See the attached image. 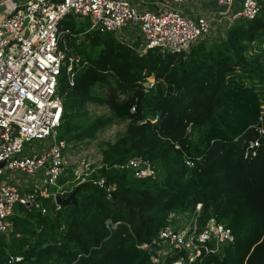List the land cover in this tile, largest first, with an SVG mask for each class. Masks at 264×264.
Masks as SVG:
<instances>
[{"label": "trees", "instance_id": "16d2710c", "mask_svg": "<svg viewBox=\"0 0 264 264\" xmlns=\"http://www.w3.org/2000/svg\"><path fill=\"white\" fill-rule=\"evenodd\" d=\"M86 22L72 13L59 22L69 30L66 57L74 62L72 82L64 69L59 77L57 137L93 139L114 117L126 120L125 128L103 146L101 165L85 181L75 184L72 166H64L58 184L66 195L80 185L75 204L55 209V185L33 189L42 191L45 213L15 203L0 264H156L140 244L156 239L172 211L192 212L197 203L199 221L213 217L234 240L191 264H264V1L220 41L200 40L181 52H139ZM148 76L154 83L146 91ZM96 84L108 94L95 93ZM168 84L173 91L165 93ZM92 102L113 114L93 115ZM249 139L258 141L256 153L244 157ZM133 155L154 165V179L112 166ZM99 179L102 186L93 182ZM7 254L21 259L8 263Z\"/></svg>", "mask_w": 264, "mask_h": 264}, {"label": "built area", "instance_id": "2783aa9c", "mask_svg": "<svg viewBox=\"0 0 264 264\" xmlns=\"http://www.w3.org/2000/svg\"><path fill=\"white\" fill-rule=\"evenodd\" d=\"M190 1L157 0V8L150 9L129 0H0V239L7 240L13 228L9 215L15 203L47 211L40 199L42 191L24 185L15 173L33 176L40 181L38 188L55 185V209L60 207L55 196H66L58 184L67 146L57 137L63 115L58 83L63 69L72 82L74 57H66L64 34L69 30L59 28L61 19L69 13L86 16L88 29L107 32L139 52L152 47L181 52L200 40L220 41L237 19L255 17L264 0H195L188 11L180 6ZM130 22L129 27L140 30L138 43L132 40L131 28L124 29ZM153 83L154 78L147 77L143 89L147 91ZM261 107L264 112V104ZM156 119L157 115L152 121ZM31 139H44L47 144L26 151L25 143ZM256 145V139H249L243 156L255 155ZM185 161L194 165L189 156ZM112 166L129 171L134 178L154 179L157 175L154 165L142 155ZM103 181L93 180L100 186ZM199 210L200 203L192 212L172 211L156 239L140 244L154 263L191 264L203 253L219 252L234 240L231 229L213 217L200 222ZM20 259L17 254L6 255L8 263Z\"/></svg>", "mask_w": 264, "mask_h": 264}, {"label": "rangeland", "instance_id": "374dc122", "mask_svg": "<svg viewBox=\"0 0 264 264\" xmlns=\"http://www.w3.org/2000/svg\"><path fill=\"white\" fill-rule=\"evenodd\" d=\"M132 3L136 4L139 8H150L154 9L157 8L156 2L157 0H143L145 1L140 2V0H129ZM190 4L180 3L182 8H185L186 11L189 10L190 6L195 5V0L190 1ZM78 19L85 25L88 21V17L86 16H78ZM129 25H133L132 22L124 26V29H130ZM229 27V26H228ZM226 29V28H225ZM131 33L132 40L136 43L141 41L140 30L138 27L132 26ZM139 36V38L137 36ZM138 39V40H137ZM131 42V43H134ZM152 77V76H148ZM95 93L100 95H107L108 89L106 85L96 84L94 87ZM89 110L93 115L96 114H109L112 115L111 109L106 104H98L96 102H92L89 104ZM126 120L118 119L114 117L113 123L108 125L107 127L101 129L95 138L93 139H83V140H73L67 143L65 152H64V161L65 165L72 166L73 170V180L74 183L77 184L79 182L85 181L86 176L92 172V170L98 168L102 163L101 157V149L103 148L106 143L113 141L117 135L122 132L125 128ZM27 149H41L46 146L47 141L44 139H31L26 143ZM18 178V180L23 183L24 185H29L30 187L37 188L40 186V181L34 180V177L26 174L17 172L14 175ZM72 180V182H73ZM67 180L65 183H67ZM67 185V184H65ZM68 187V186H66ZM59 189H64L65 192L67 191L66 188H62L61 185Z\"/></svg>", "mask_w": 264, "mask_h": 264}, {"label": "water", "instance_id": "95a60500", "mask_svg": "<svg viewBox=\"0 0 264 264\" xmlns=\"http://www.w3.org/2000/svg\"><path fill=\"white\" fill-rule=\"evenodd\" d=\"M172 91H173L172 85L168 84L167 87H166L165 93H169V92H172ZM79 186L75 187L66 196L56 195L55 196L56 202L59 203L60 206H63V205L68 204V203H74L75 204L77 202L76 192H77Z\"/></svg>", "mask_w": 264, "mask_h": 264}]
</instances>
